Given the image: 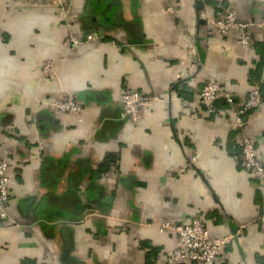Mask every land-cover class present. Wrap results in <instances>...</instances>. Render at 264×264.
Listing matches in <instances>:
<instances>
[{
    "label": "crops",
    "instance_id": "1",
    "mask_svg": "<svg viewBox=\"0 0 264 264\" xmlns=\"http://www.w3.org/2000/svg\"><path fill=\"white\" fill-rule=\"evenodd\" d=\"M227 10L255 24L264 0H0V264H164L176 236L156 225L192 218L231 236L215 264H264V182L243 167L230 107L198 102L213 80L238 105L259 77L245 133L264 157V27L243 46L216 28ZM69 34L81 43L67 48ZM126 89L156 97L134 123ZM68 93L79 116L49 107Z\"/></svg>",
    "mask_w": 264,
    "mask_h": 264
},
{
    "label": "built area",
    "instance_id": "2",
    "mask_svg": "<svg viewBox=\"0 0 264 264\" xmlns=\"http://www.w3.org/2000/svg\"><path fill=\"white\" fill-rule=\"evenodd\" d=\"M66 0H22V4L28 7H50L64 9ZM216 28L220 34L235 32L238 36L239 43L243 46L252 47L251 40L247 33L251 25L264 27V15L260 22L250 24L243 22L237 18L232 10L224 12L223 16L216 20ZM2 37V29L0 28V39ZM96 34H88L85 40H94ZM81 40L73 35H68L64 41V45L76 47ZM52 65L48 61L42 71L50 74ZM155 96H145L138 92L126 89L121 96V111L123 117L129 122H136L139 119L140 108L149 105ZM218 99H223L227 106L231 109L232 129L237 135L240 143V159L245 170L258 177L264 182V157L257 154L253 141L245 133V125L250 113L257 110L261 104V95L257 86H252L248 91L242 103L235 105L234 98L230 93L224 91L222 87L215 81H207L198 94V102L201 108L207 113H215V103ZM49 107L60 114H70L79 116L82 108L74 99L73 95L68 93L61 99L49 102ZM8 170L9 163L5 155H0V220L7 218L6 204L8 201ZM264 220V211L260 215ZM159 232H173L176 236V246L172 252L166 257L165 264H215V259L222 248L231 240V236L214 237L211 236L206 229L204 223L199 218H192L186 223L171 224L169 222H161L156 225Z\"/></svg>",
    "mask_w": 264,
    "mask_h": 264
},
{
    "label": "trees",
    "instance_id": "3",
    "mask_svg": "<svg viewBox=\"0 0 264 264\" xmlns=\"http://www.w3.org/2000/svg\"><path fill=\"white\" fill-rule=\"evenodd\" d=\"M253 49H254V51H255V53L257 54V56H258V58H260L261 57V55H260V53H258L257 52V49L255 48V46L253 45ZM261 61H262V63H261ZM260 64H264V57H261L260 58V61L257 63V65L256 66H258V65H260ZM261 66V65H260ZM260 66H258V67H260ZM254 75V74H253ZM254 78H255V80H254V84H253V86H257L258 87V89H259V92H260V84L257 82V81H259V77H257V76H254ZM260 95H261V92H260ZM261 101H262V97H261ZM223 105H227L224 101H223V99H218L217 101H216V103H215V108H216V111L221 107V106H223ZM236 134V133H235ZM107 166H108V164H107V161L106 160H104L103 162H102V164L99 166V168H98V172H104V171H106V169H107Z\"/></svg>",
    "mask_w": 264,
    "mask_h": 264
},
{
    "label": "rangeland",
    "instance_id": "4",
    "mask_svg": "<svg viewBox=\"0 0 264 264\" xmlns=\"http://www.w3.org/2000/svg\"><path fill=\"white\" fill-rule=\"evenodd\" d=\"M68 2V0H66ZM164 264H165V261H164Z\"/></svg>",
    "mask_w": 264,
    "mask_h": 264
}]
</instances>
